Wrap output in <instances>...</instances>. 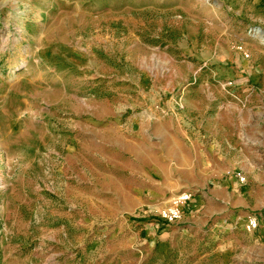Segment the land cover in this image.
I'll list each match as a JSON object with an SVG mask.
<instances>
[{
	"label": "rangeland",
	"instance_id": "rangeland-1",
	"mask_svg": "<svg viewBox=\"0 0 264 264\" xmlns=\"http://www.w3.org/2000/svg\"><path fill=\"white\" fill-rule=\"evenodd\" d=\"M0 264H264V0H0Z\"/></svg>",
	"mask_w": 264,
	"mask_h": 264
},
{
	"label": "crops",
	"instance_id": "crops-1",
	"mask_svg": "<svg viewBox=\"0 0 264 264\" xmlns=\"http://www.w3.org/2000/svg\"><path fill=\"white\" fill-rule=\"evenodd\" d=\"M203 149H205V147ZM215 157L220 160L222 158V155H220V154L215 155ZM245 167L247 168L246 165H245ZM197 169L199 171L198 176L201 179V178L210 177V176L220 174V172H222V170H223V166H222V164H217V162L212 163L210 161V159H204V157H203L197 161ZM227 189H228V185L226 183H224L223 186L220 185V187L217 188V193H218L219 198H221V200L225 201V208H229V207H233V206H235V207L240 206V208H243V207L247 206V201H245L240 196H237L238 191L236 189H234L233 192L231 191V193H229L227 191ZM200 198H201V196H200ZM198 200H200V199L198 198Z\"/></svg>",
	"mask_w": 264,
	"mask_h": 264
},
{
	"label": "built area",
	"instance_id": "built-area-1",
	"mask_svg": "<svg viewBox=\"0 0 264 264\" xmlns=\"http://www.w3.org/2000/svg\"><path fill=\"white\" fill-rule=\"evenodd\" d=\"M242 181L243 178L239 177ZM190 200V194L183 193L171 200V202L160 209V218L166 223H174L182 218L183 208ZM245 230L251 232L257 227V219L249 216L245 222Z\"/></svg>",
	"mask_w": 264,
	"mask_h": 264
}]
</instances>
